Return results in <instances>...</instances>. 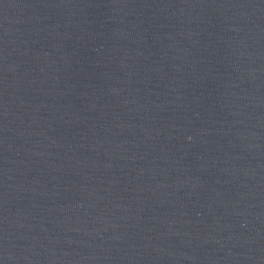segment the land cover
Here are the masks:
<instances>
[{
    "label": "water",
    "instance_id": "1",
    "mask_svg": "<svg viewBox=\"0 0 264 264\" xmlns=\"http://www.w3.org/2000/svg\"><path fill=\"white\" fill-rule=\"evenodd\" d=\"M0 264H264V0H0Z\"/></svg>",
    "mask_w": 264,
    "mask_h": 264
}]
</instances>
